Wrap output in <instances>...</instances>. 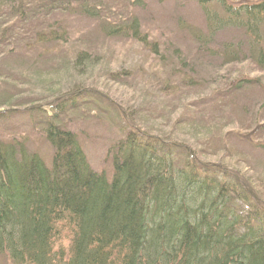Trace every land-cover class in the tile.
Returning <instances> with one entry per match:
<instances>
[{
	"label": "rangeland",
	"instance_id": "1",
	"mask_svg": "<svg viewBox=\"0 0 264 264\" xmlns=\"http://www.w3.org/2000/svg\"><path fill=\"white\" fill-rule=\"evenodd\" d=\"M48 2L24 0L20 19L16 3L0 0V111L32 108L31 114L0 120L1 140L22 141L49 163L53 151L36 108L50 111L66 99L54 124L74 133L95 172L111 176L106 154L130 124L194 147L201 161L240 174L264 207V73L252 62L249 36L221 30L202 48L195 36L207 35L195 2L99 0L100 10L115 19L110 24L130 15L137 20L150 45L142 47L128 37L104 36L100 19L79 15L74 6L61 10ZM223 44L238 45L236 60L208 58ZM83 52L88 59L78 64ZM242 78L261 85L233 90ZM71 236L66 224L56 227V258L68 252ZM0 264L14 263L0 255Z\"/></svg>",
	"mask_w": 264,
	"mask_h": 264
},
{
	"label": "trees",
	"instance_id": "2",
	"mask_svg": "<svg viewBox=\"0 0 264 264\" xmlns=\"http://www.w3.org/2000/svg\"><path fill=\"white\" fill-rule=\"evenodd\" d=\"M10 1L18 15L24 0H4ZM48 1L50 8L74 6L77 14L100 19L106 37L150 46L134 17L110 24L114 17L100 10L99 0ZM184 1L202 10L207 38L195 36L202 48L221 30L239 29L249 36L252 62L264 73V0ZM221 48L208 58L238 57V45ZM150 50L156 54L157 45ZM87 59L84 52L76 58L78 64ZM252 83L260 81L239 79L233 90ZM66 105L65 99L50 111L36 108L53 151L49 163L22 141L0 139V255L14 264H264V207L240 174L201 161L194 147L130 124L106 154L111 176L95 172L74 133L54 124ZM31 109L0 111V120ZM59 224L72 236L68 252L56 258Z\"/></svg>",
	"mask_w": 264,
	"mask_h": 264
}]
</instances>
